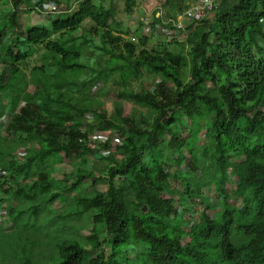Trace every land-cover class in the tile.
Returning <instances> with one entry per match:
<instances>
[{
    "label": "trees",
    "instance_id": "obj_1",
    "mask_svg": "<svg viewBox=\"0 0 264 264\" xmlns=\"http://www.w3.org/2000/svg\"><path fill=\"white\" fill-rule=\"evenodd\" d=\"M36 1L28 11L38 13L46 2L55 3L53 11L47 10L49 26H28L20 36L15 32L17 14L13 9L0 22V101L7 99L10 106L0 104V120L7 111L12 112L10 126L0 122V139L9 127L14 136L0 146L5 177L33 174L39 190L50 192L47 202L54 203L83 184L91 171L87 165L77 167L74 182L51 191L54 181L47 178L46 168L59 164L63 156L76 155L85 163L94 145L90 135L111 146L120 131L121 158L98 167H102L101 173L93 178L90 194L75 196L80 214L97 210L93 231L87 236L94 252L88 264H264V0H236L224 6L216 0L207 17L183 19L180 28L172 22L178 16L170 17V32L185 31L186 37L173 36L152 48L145 47L147 36L139 34L138 41L125 38L133 34L127 20L137 0H125V20L119 18L111 0L109 4L107 0ZM189 1L158 0L160 6L180 14ZM87 18L93 22L87 29L91 35L78 34ZM40 45L48 53L45 58L55 62L32 67L30 80L35 91L28 92L21 65ZM86 47L108 56L106 65L92 80L68 84L59 72L80 77L88 67L80 62ZM55 63L58 71L48 70ZM143 69L159 76L154 90L130 91L128 96L151 110L150 121L129 115L124 106L111 113L93 110L88 115L64 91L67 85L71 90L89 87L114 73L120 83L127 84L129 79L141 77ZM169 81L173 91H168ZM20 98L25 103L16 111ZM89 118L93 120L89 122ZM185 128L189 129L187 137L182 136ZM202 128L206 140L198 144ZM26 138L34 143L17 163L16 149ZM95 157L116 159L114 154ZM168 157L193 170L200 163L207 167L205 178L198 179L205 206L198 222L188 229L174 224L171 214L177 200L191 206V185L184 181L185 190L179 197L173 192L170 169L165 167ZM228 168L236 177L242 205L218 210L207 201L206 186L213 183L227 199ZM116 177L120 183L114 182ZM9 184L0 175V188L8 190ZM11 191L22 194L20 189ZM23 195L33 198L30 193ZM10 210L12 215L15 207ZM99 225L105 228L107 239L99 235ZM104 243L112 249L108 259ZM130 249L137 250L135 259L127 256ZM60 250L61 260L56 264H79L88 255L78 241L62 243Z\"/></svg>",
    "mask_w": 264,
    "mask_h": 264
},
{
    "label": "rangeland",
    "instance_id": "obj_2",
    "mask_svg": "<svg viewBox=\"0 0 264 264\" xmlns=\"http://www.w3.org/2000/svg\"><path fill=\"white\" fill-rule=\"evenodd\" d=\"M116 4L117 13L120 19H127L124 13L125 0H111ZM204 0H191L189 1V7L197 6ZM220 0H217V3ZM222 1V0H221ZM226 3L228 0H225ZM231 1V0H229ZM36 0H0V22L3 19H7L6 15L9 9L15 10L17 14V20L15 22V32L18 35H25L26 28L28 26H49L48 11H53L55 7L54 2H46L43 5L41 12L36 10L28 11V8L34 7ZM110 0H107L109 4ZM36 6V5H35ZM188 7V8H189ZM48 10V11H47ZM180 13L170 10L167 7L160 6L158 0H137L134 13L127 20L133 34L125 36L126 39H133L138 41L139 34L147 36L149 42L146 44V48L155 47L160 41H171L173 36L176 39H184L186 37L185 31L170 32L168 24L169 18L173 16H180ZM208 13L206 14L207 17ZM210 19V18H209ZM83 25V26H82ZM81 27L77 30L78 34L91 35L87 29L93 25V22L87 18L83 22ZM136 33V34H135ZM57 37V35H55ZM96 44H99L98 36L94 35ZM264 42V40H262ZM36 52L28 59L25 65H21V69L24 72L23 85L26 91H35V86L31 82V69L35 65H42L43 63H53L54 59L50 57L45 58L47 51L43 45L35 47ZM86 47L84 49V56L80 59V62L87 63L88 67L80 74V77L74 73H61L59 77L68 82H76L80 79L92 80L100 70H103L106 62L105 58L108 56H101L98 51H92ZM48 70L58 71L57 64L49 66ZM143 75L137 79H129L127 84L119 82V75L117 73L110 74L95 81L91 86L76 90L67 85L64 89L67 96H73V102L76 106H82L88 111V115L92 114L93 110H107L111 113L118 106H124L125 111L129 115H133L142 120L150 121L152 116L151 110L131 100L128 96L130 91L135 93H143L145 91H152L155 88L156 82L159 80V76L143 69ZM174 85L172 82H168V91H173ZM80 90V91H79ZM24 101L20 98L16 111H19L24 105ZM0 104L6 105L7 109H10L7 99L0 101ZM90 119V120H89ZM91 122L93 119L89 118ZM12 121V112L7 111L2 117L0 122L7 127L10 126ZM147 123V122H146ZM13 131H10V127L7 128L1 134L0 146L6 145L7 141L13 139ZM189 135V129L185 128L182 131V136L187 137ZM106 137V136H105ZM123 134L119 131L116 133L111 141V146L98 138L95 135H90V143L93 145V150L89 154V160L83 163L76 155L63 156L62 161L59 164L47 167V178L53 182L51 191L62 188L65 183H72L75 180V174L77 167H83L87 165L88 170L91 171L90 177L83 183L78 185L72 192L57 198L54 203L47 202L50 192H44L39 190V186L34 179V175H21L19 178L10 177L7 178L10 183L11 189H20L18 196L14 195L16 191H11L0 188V264H56L61 260L60 246L62 243H72L75 241L84 244L87 251V258L79 264H88L89 257L94 254L91 252L90 245L87 244V236L92 233V227L94 225V216L97 213L96 209H91L87 213L80 214L78 211V204L76 203L75 196L78 194H90L92 191V180L101 173V169L104 165L109 164L115 160L121 158L118 146L121 145ZM0 139V140H1ZM61 140H65V135L61 136ZM205 130L202 128L198 133V144L204 143ZM33 139L26 140L16 149L15 160L17 163H21L24 154L33 145ZM184 151V150H183ZM188 157V153L184 151ZM100 154L103 156L114 154L116 159H97L95 155ZM171 155V152H168ZM146 159L145 154L143 155ZM102 165L101 169L100 166ZM99 167V168H98ZM165 167L170 169L171 178L169 179V185L173 192L179 197L185 190L184 181L189 182L191 185L193 197L190 200L191 206L189 207L185 202L177 200L173 203V211L171 219L174 224H181L185 229H188L192 223H196L199 220V213L204 208L205 204L201 202L200 188L198 179L205 178V171L207 169L204 163H200L197 166V170L189 168L185 162L176 164L170 157L167 158ZM10 173L8 172V176ZM236 177L232 175V168H228L226 171V188L228 198L222 197L217 187L212 183L210 186H206L207 201L217 208L222 210L223 208L232 209L234 207L240 208L242 202L238 197L235 187ZM114 182L120 183L117 177ZM57 183V184H56ZM19 193V192H18ZM24 193L32 194V200L25 198ZM16 196V197H15ZM4 199V200H3ZM16 199V200H15ZM7 200V202H6ZM15 207L17 215L11 216L9 213L11 207ZM99 235L104 239H107V233L103 225L97 227ZM105 242V240H104ZM105 258L108 259L111 255L112 249L109 245L104 243L102 245ZM127 256L130 259H135L137 256V250L130 249Z\"/></svg>",
    "mask_w": 264,
    "mask_h": 264
},
{
    "label": "built area",
    "instance_id": "obj_3",
    "mask_svg": "<svg viewBox=\"0 0 264 264\" xmlns=\"http://www.w3.org/2000/svg\"><path fill=\"white\" fill-rule=\"evenodd\" d=\"M216 0H204L202 3H200L197 6L189 7L187 8L180 16L177 17L176 20H173L172 22L177 27L182 26V20H202L206 17V14L210 12V10L214 7ZM6 171L3 170L0 167V175L4 176V180L7 179L5 177Z\"/></svg>",
    "mask_w": 264,
    "mask_h": 264
},
{
    "label": "crops",
    "instance_id": "obj_4",
    "mask_svg": "<svg viewBox=\"0 0 264 264\" xmlns=\"http://www.w3.org/2000/svg\"><path fill=\"white\" fill-rule=\"evenodd\" d=\"M234 1H236V0H231V1H227V3H226V1L225 0H220V1H218V3L220 2V5H222V6H224V4H228V3H232V2H234ZM3 214L1 213V215L0 216H2ZM17 215V213L16 212H13V214L11 215V216H16Z\"/></svg>",
    "mask_w": 264,
    "mask_h": 264
},
{
    "label": "water",
    "instance_id": "obj_5",
    "mask_svg": "<svg viewBox=\"0 0 264 264\" xmlns=\"http://www.w3.org/2000/svg\"><path fill=\"white\" fill-rule=\"evenodd\" d=\"M145 211H147V209H145Z\"/></svg>",
    "mask_w": 264,
    "mask_h": 264
}]
</instances>
